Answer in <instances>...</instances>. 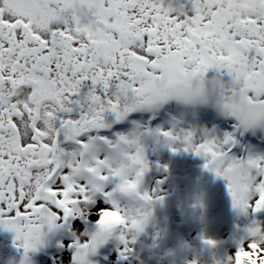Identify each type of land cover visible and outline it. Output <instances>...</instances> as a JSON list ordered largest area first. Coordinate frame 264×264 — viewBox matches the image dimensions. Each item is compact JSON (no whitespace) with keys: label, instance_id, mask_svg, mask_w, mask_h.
I'll use <instances>...</instances> for the list:
<instances>
[{"label":"snow or ice","instance_id":"6c2138e0","mask_svg":"<svg viewBox=\"0 0 264 264\" xmlns=\"http://www.w3.org/2000/svg\"><path fill=\"white\" fill-rule=\"evenodd\" d=\"M187 4L190 14L163 0H0V227L14 233L20 264L49 233L62 234L59 264H91L113 239L126 258L154 202L139 191L144 133L134 120L139 132L98 133L161 108L187 78L215 70L240 82L247 107L225 117L241 133L264 129V0ZM156 135L174 153L202 156L227 182L233 209L264 213V155H230L232 134ZM122 198L140 206L126 209ZM225 264H264V227L253 220Z\"/></svg>","mask_w":264,"mask_h":264},{"label":"bare ground","instance_id":"6f19581e","mask_svg":"<svg viewBox=\"0 0 264 264\" xmlns=\"http://www.w3.org/2000/svg\"><path fill=\"white\" fill-rule=\"evenodd\" d=\"M163 4L176 9L183 6L190 14L187 0H163ZM214 73L215 70H209L208 75ZM106 118L113 119L111 115ZM132 120L141 125L144 133L141 146L149 162L139 191L153 195L154 202L143 230L129 234L131 251L126 258L118 255L122 246L113 239L102 245L92 260L95 259L96 264L225 263L235 251L241 233L253 220L264 227V213L245 215L233 209L227 182L205 170V159L179 147L172 152L156 132L159 129L179 134L180 129H195L199 137L201 130H207L214 131L217 139L232 134L237 143L230 155L241 158L248 154L264 155V129L241 133L234 128L237 123L234 118L220 117L212 110H202L197 120L181 118L175 105L168 101L154 112L133 114L129 121L114 124L111 130L98 134L108 139L127 135L133 130ZM65 147L74 151L77 146L68 144ZM121 204L123 207L129 205L127 209L140 206L126 198L121 199ZM92 227L94 225L77 224L82 231ZM61 238L62 234L49 233L46 237L49 247L44 245L36 253L29 254V264H49V261L59 264L57 257L66 260L67 250L57 247ZM205 240L214 241L215 247L206 245ZM23 256V250L14 243V233L0 227V264H20Z\"/></svg>","mask_w":264,"mask_h":264},{"label":"clouds","instance_id":"9594fccd","mask_svg":"<svg viewBox=\"0 0 264 264\" xmlns=\"http://www.w3.org/2000/svg\"><path fill=\"white\" fill-rule=\"evenodd\" d=\"M246 96L240 82L216 72L187 78L184 85L171 90L168 101L175 105L181 118L197 120L202 110H212L220 117L238 113L247 107ZM140 127H133L132 131L139 132Z\"/></svg>","mask_w":264,"mask_h":264},{"label":"rangeland","instance_id":"374dc122","mask_svg":"<svg viewBox=\"0 0 264 264\" xmlns=\"http://www.w3.org/2000/svg\"><path fill=\"white\" fill-rule=\"evenodd\" d=\"M128 206H129V205H124V207H125L126 209H127ZM49 245H50L49 241H46L45 248H48ZM97 255H99V253H98ZM89 259H90V261H91V264H96L95 259H94V261L92 260V257H90ZM223 264H225V263H223Z\"/></svg>","mask_w":264,"mask_h":264}]
</instances>
